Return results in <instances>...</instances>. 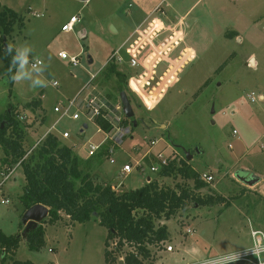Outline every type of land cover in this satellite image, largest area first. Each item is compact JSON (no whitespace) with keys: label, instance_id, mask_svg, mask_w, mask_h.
I'll return each instance as SVG.
<instances>
[{"label":"rangeland","instance_id":"1","mask_svg":"<svg viewBox=\"0 0 264 264\" xmlns=\"http://www.w3.org/2000/svg\"><path fill=\"white\" fill-rule=\"evenodd\" d=\"M0 1L23 17L24 26L19 29L14 25L9 41L32 46L25 71L31 79L45 77L51 82L37 89L29 87L30 80L10 85L7 75L0 72V120L6 125L3 115L6 110L12 113L27 154L46 133L53 132L72 147L84 172L96 173V181H121L125 190L138 188L152 177L159 185L188 188L193 196L213 194L229 200L228 205H198L190 199L168 220H156V224L167 225L169 237L160 244H148L150 257L145 263L177 264V253L189 240L208 246V250L213 246L204 259L227 251L214 249L235 246L237 249L231 250H239V243L251 239L252 229L264 233V0ZM173 13L185 15V22L175 19ZM71 15L80 18L74 30L61 31ZM231 31L236 35L226 37ZM60 50L79 54V64L60 58ZM116 50L124 60L107 61ZM131 57L136 66L130 65ZM33 59L42 62L36 69L30 66ZM111 64L125 76L120 85L109 70ZM2 65L0 58V70ZM119 86L131 102L137 124L133 126L125 117L129 130L121 143L115 144L87 117L84 104L89 94L110 104L120 103ZM38 98L44 108L27 105ZM72 100L74 105L65 111ZM56 105L58 112L53 109ZM74 112L79 113L78 119L71 118ZM63 131L69 137L63 138ZM109 132L113 134L115 129ZM6 134L14 138L16 132L8 127ZM151 139L157 142L151 145ZM100 143V153L92 156L85 152L84 147ZM111 145L114 163L108 158ZM154 152L168 155L177 167L184 160L191 173L208 172L214 179L196 189L191 177L185 179L177 172L161 176V168L152 172L149 166L156 160ZM3 156L0 144V230L20 235L11 257L33 264H106L107 229L95 215L72 222L61 213L54 223L48 222L46 215L41 220L44 243L38 249L28 247L22 237L26 223L19 198L22 168L18 162H2ZM125 162H138V166L120 177ZM8 168L17 171L3 181ZM237 174L259 181L250 185ZM74 182L78 187L79 180ZM5 198L8 202L1 203ZM186 227L193 233H186ZM116 242L117 238L110 239L107 249L116 258L113 264H121L120 260L124 264L125 254L134 248L126 244L117 247ZM168 244L173 245L172 251H167ZM6 257L5 264H9L10 253ZM197 259L187 258L178 264Z\"/></svg>","mask_w":264,"mask_h":264},{"label":"trees","instance_id":"2","mask_svg":"<svg viewBox=\"0 0 264 264\" xmlns=\"http://www.w3.org/2000/svg\"><path fill=\"white\" fill-rule=\"evenodd\" d=\"M14 25L22 28L23 17L15 10L0 4V58L3 63L0 72L7 75L10 85H13L9 78L11 73L8 71L11 56L4 55V46L10 42L9 37ZM235 35V31L226 33L228 38ZM109 68L120 85L124 80V74L114 64ZM11 71L15 73L16 68L13 67ZM122 90V86H119V92ZM27 105L39 107L41 100L39 98L31 100ZM3 118L7 124L4 125L0 120V144L4 152L2 162L6 163L9 160L11 164L18 162L22 168L24 184L19 198L24 211L35 204H43L48 208L50 223L59 220L61 213L67 215L72 222H83L95 215L99 224L107 229L104 251L106 264H113L116 260L107 249L109 240L113 238H117L115 244L117 247L126 244L134 248L125 254L124 264H151L144 262L150 257L148 244H158L169 237L167 225L156 224L155 221L161 218L168 220L178 209L185 208L190 199L198 205L218 202L229 204V200L222 195L208 194L201 198L199 195L193 196V192L188 188L180 185L176 188L159 185L155 179L146 181L138 188L116 193L111 190V182L96 181L92 174L84 172L72 147L62 143L59 136L53 132L46 133L38 141V145L27 154L21 143L23 134L18 129L12 113L6 110ZM125 121L127 118L123 122ZM94 122L104 131L111 129L110 124L101 116L95 117ZM8 127H12L16 132L14 138L6 134ZM191 171L190 164L184 160L178 167L169 161L167 165L161 167L159 174L169 176L172 172H177L185 179L193 178L196 189L204 186L205 183L198 178V173ZM74 180H79L78 187L75 186ZM24 238L30 249H38L44 243L42 221L32 227ZM19 242V233L5 234L0 230V264H5L7 253H10L9 264H33L30 260L12 258Z\"/></svg>","mask_w":264,"mask_h":264},{"label":"built area","instance_id":"3","mask_svg":"<svg viewBox=\"0 0 264 264\" xmlns=\"http://www.w3.org/2000/svg\"><path fill=\"white\" fill-rule=\"evenodd\" d=\"M79 20H80L79 16L71 15L69 17V19L61 25V31H63V32L73 31L76 23H78ZM263 29H264V26H263ZM137 45H138L137 43L134 45V49L137 48ZM58 56L62 59H67L74 66L79 64V54L69 55L64 50H61L58 52ZM123 60L124 59H123L122 55L119 53L118 50H116L110 55V57L108 58L107 61H112L115 63V62H122ZM41 63L42 62L40 59H34V60L30 61V66L33 69H36ZM129 63L131 66L137 65V62L133 57L130 58ZM94 76L95 75L92 74L91 78H94ZM52 84L57 85V82L53 81ZM250 97H251V100H254L253 93H251ZM73 105H74V100L69 102L65 111H68V109H70ZM53 109L55 112H58L60 110V107H59V105H56V106H54ZM84 109H85V114H87V117L90 120H94V118L98 117V116H101L102 118H104L110 124V126H111L110 130L115 129V132L113 134H111L109 132L110 130L104 131L100 128L106 134L105 137L110 139L112 141V143H115V144L121 143L123 136L129 130V128L123 122L126 116L124 115V113L122 111L121 103L110 104V102L106 101L104 98H100L96 95L91 96L89 94L87 96L86 101H85ZM70 116L72 119H78L79 113L74 112ZM83 126H85V125L83 124ZM86 126H87V124H86ZM81 130H82V128H81ZM232 132L235 133L236 131L233 130ZM61 135L63 138L69 137V133L67 131H63L61 133ZM156 142H157V139H151L150 140L151 145L155 144ZM101 146H102V143L91 144L88 147H84V150L88 155H93L96 152H98V150L100 149ZM113 147L114 146L111 145L109 148H107V152L109 154L108 158H109L110 163L115 162L113 157H111V155L113 153ZM153 155L155 156L156 160L153 162V164H151L149 166V168L152 172L158 171L162 166L167 165L170 161L168 155L163 156L164 154L161 152H155V153H153ZM137 166H138V162L135 165H133L131 162H125L122 165L121 169L119 170V176L124 177L125 174L129 173L134 167H137ZM13 171H14V168H12V169L8 168L7 171L4 172V174L2 172V174L4 176L3 179L6 180ZM198 178L207 184H210L214 179L213 175L209 174L208 172H200ZM148 181H150V177L147 179V182ZM122 186H123V183L121 181H118L116 183H110L111 190L116 192V193L123 191ZM3 202H8V199L7 198L1 199V203H3ZM186 233L192 234L193 233L192 228L186 227ZM253 237H256L257 240L264 241V233L261 230L252 229L251 230V240L252 241H253ZM252 241H251L250 246H247L243 249L235 250V251L241 252V258L237 262L247 261V262H250L252 264H260V261L257 257L252 255L250 252H246V249H248L252 246ZM162 242L163 241L159 242L158 244H160ZM166 249H167V251H172L173 245H171V244L166 245ZM216 257H218V256H216ZM216 257L204 258V259L200 258V259L193 260L190 262H183L182 264H220L219 260L216 259Z\"/></svg>","mask_w":264,"mask_h":264},{"label":"clouds","instance_id":"4","mask_svg":"<svg viewBox=\"0 0 264 264\" xmlns=\"http://www.w3.org/2000/svg\"><path fill=\"white\" fill-rule=\"evenodd\" d=\"M13 49L15 54L13 55ZM33 50L32 46L27 42L13 44L7 42L4 46V55L11 56V62L9 64V75L10 80L16 84H23L25 81H31L28 83L32 89L48 87L51 83L45 77L43 79H31L30 75L25 71L26 66L29 64L30 56ZM15 67L17 71L12 73V68ZM246 252H250L252 255L257 257L260 264H264V241L257 240L253 237L252 246L246 249ZM241 258V252L235 250H227L221 253L216 259L219 260L220 264H236Z\"/></svg>","mask_w":264,"mask_h":264},{"label":"water","instance_id":"5","mask_svg":"<svg viewBox=\"0 0 264 264\" xmlns=\"http://www.w3.org/2000/svg\"><path fill=\"white\" fill-rule=\"evenodd\" d=\"M119 99L122 106V111L127 118H130L133 126H136V121L134 119V111L131 105V102L124 90L119 92ZM2 125V124H1ZM192 156L189 152H186V158L190 159ZM237 177L242 182H246L247 184H254L258 181L257 178H247L243 175H238ZM25 227L23 228L22 237L26 235V233L34 226L37 225V222L41 221L44 216L48 214V208L43 204H35L30 208L25 210ZM122 264V260H120Z\"/></svg>","mask_w":264,"mask_h":264},{"label":"crops","instance_id":"6","mask_svg":"<svg viewBox=\"0 0 264 264\" xmlns=\"http://www.w3.org/2000/svg\"><path fill=\"white\" fill-rule=\"evenodd\" d=\"M84 1H87V0H84ZM0 4L1 5H4V4H2L1 3V1H0ZM5 6V5H4ZM152 11H150V13H151ZM150 13H148V15L150 14ZM173 16H174V18L175 19H178V20H182V22H185V18H184V16L185 15H181V16H176V14L175 13H173ZM77 24V23H76ZM184 25H185V23H184ZM115 31H116V29H115ZM61 51V50H60ZM59 52V51H58ZM34 60V59H33ZM249 60L251 61V60H253L252 58H249ZM32 61V60H31ZM16 71H17V69H16ZM42 97H43V95H42ZM41 106L44 108V104H43V102H42V100H41ZM84 127H86V123H84ZM68 146H70L69 144H67ZM155 153V152H154ZM17 170H15V172H16ZM22 171V170H21ZM15 172H12L10 175H9V177H11L12 175H14L15 174ZM23 173V172H22ZM94 175V177H96L95 175H96V173H94L93 174ZM8 177V178H9ZM97 179H99L98 177H96ZM152 177H150V179H151ZM258 179V178H257ZM258 181H259V179H258ZM22 185H21V187H22V191H21V194H22V192H23V184H24V175H23V182L21 183ZM2 187V185L0 184V188ZM127 190V189H126ZM249 235V234H248ZM190 239V238H189ZM188 239V240H189ZM251 243V239L249 238L248 240H246L245 242H243L242 244H240L239 243V248L238 249H240V248H242V247H245V246H248L249 244ZM208 247V246H207ZM207 247H205V246H202L200 243H198L197 241H188L187 243H186V245L185 246H183L182 247V250L181 251H179L178 253H177V260L175 261V262H177V264L179 263V262H182V261H186V259L187 258H190V259H196V258H203V257H205V256H208V254L209 253H211V251H212V249H213V246H211L210 245V247H209V250L207 249ZM234 248H236L235 246L234 247H229V248H225V249H214V251L215 252H223L224 250H228V249H234ZM237 249V248H236ZM172 253H174V252H170L169 253V255L170 254H172ZM182 256H184V258L182 257ZM160 264V263H159Z\"/></svg>","mask_w":264,"mask_h":264}]
</instances>
